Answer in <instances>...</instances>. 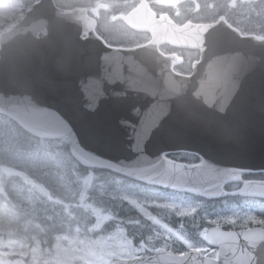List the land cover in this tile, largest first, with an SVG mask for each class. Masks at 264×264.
<instances>
[{"label":"clouds","instance_id":"obj_1","mask_svg":"<svg viewBox=\"0 0 264 264\" xmlns=\"http://www.w3.org/2000/svg\"><path fill=\"white\" fill-rule=\"evenodd\" d=\"M264 0H0V264H264Z\"/></svg>","mask_w":264,"mask_h":264},{"label":"water","instance_id":"obj_2","mask_svg":"<svg viewBox=\"0 0 264 264\" xmlns=\"http://www.w3.org/2000/svg\"><path fill=\"white\" fill-rule=\"evenodd\" d=\"M253 141L252 164L256 167L262 166L264 165V150H262L261 140L258 133L254 134Z\"/></svg>","mask_w":264,"mask_h":264}]
</instances>
